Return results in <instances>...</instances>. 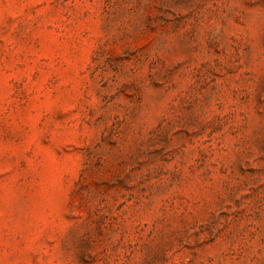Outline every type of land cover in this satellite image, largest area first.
Segmentation results:
<instances>
[{
  "label": "rangeland",
  "instance_id": "obj_1",
  "mask_svg": "<svg viewBox=\"0 0 264 264\" xmlns=\"http://www.w3.org/2000/svg\"><path fill=\"white\" fill-rule=\"evenodd\" d=\"M0 264H264V0H0Z\"/></svg>",
  "mask_w": 264,
  "mask_h": 264
}]
</instances>
